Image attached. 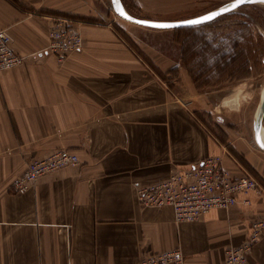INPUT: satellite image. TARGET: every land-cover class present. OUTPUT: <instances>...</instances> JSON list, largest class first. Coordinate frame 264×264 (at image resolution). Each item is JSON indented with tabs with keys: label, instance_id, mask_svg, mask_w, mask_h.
<instances>
[{
	"label": "crops",
	"instance_id": "0c3cea01",
	"mask_svg": "<svg viewBox=\"0 0 264 264\" xmlns=\"http://www.w3.org/2000/svg\"><path fill=\"white\" fill-rule=\"evenodd\" d=\"M89 18L95 13L80 12L79 0H0V29L28 57L0 73V264H141L173 251L184 264H226V249L242 245L252 223L264 221V159L252 143L257 108L247 105L248 113L255 110L252 122L218 124L223 137L203 116L206 94L186 78L180 88L171 85L158 61ZM59 19L84 41L65 59L46 50ZM173 62L166 58L162 70ZM220 103L214 119L222 116ZM61 149L80 163L17 194L14 184L28 164ZM217 156L233 177L252 175L261 190L190 223L176 224L171 207L139 205L140 189ZM247 259L264 264V231Z\"/></svg>",
	"mask_w": 264,
	"mask_h": 264
},
{
	"label": "rangeland",
	"instance_id": "374dc122",
	"mask_svg": "<svg viewBox=\"0 0 264 264\" xmlns=\"http://www.w3.org/2000/svg\"><path fill=\"white\" fill-rule=\"evenodd\" d=\"M230 1L122 0L132 15L159 21L195 17ZM86 9L95 13V18H89L94 23H108L120 30L140 56L158 61L160 76L171 85L177 86L186 78L196 87L194 92L206 94L211 114L203 116L211 129L226 137L218 124L226 127L231 120L252 122L248 114L254 115L264 92V4L242 6L206 25L164 31L125 21L114 12L111 0H79V11ZM166 58L174 61L169 71L162 70ZM220 98L223 101L217 110L222 116L214 119L213 104ZM251 103L255 110L248 113ZM255 151L264 159L263 151Z\"/></svg>",
	"mask_w": 264,
	"mask_h": 264
},
{
	"label": "built area",
	"instance_id": "2783aa9c",
	"mask_svg": "<svg viewBox=\"0 0 264 264\" xmlns=\"http://www.w3.org/2000/svg\"><path fill=\"white\" fill-rule=\"evenodd\" d=\"M47 52L65 59L83 48V38L67 20L59 19L49 33ZM28 57L13 46L9 32L0 29V73L23 65ZM77 154L61 149L53 155L33 160L26 172L14 184L17 194L30 191L38 179L62 168L77 166ZM261 190L251 176L235 178L225 167L220 156L210 157L199 167L179 171L167 181L139 190L138 203L142 208L171 207L176 224L200 221L213 209L229 210L238 202L240 194ZM264 231V221L256 220L251 225L247 240L240 246H231L225 251L226 264H248L250 254ZM180 251L166 252L145 257L141 264H184Z\"/></svg>",
	"mask_w": 264,
	"mask_h": 264
},
{
	"label": "water",
	"instance_id": "95a60500",
	"mask_svg": "<svg viewBox=\"0 0 264 264\" xmlns=\"http://www.w3.org/2000/svg\"><path fill=\"white\" fill-rule=\"evenodd\" d=\"M112 7L114 12L124 19L127 22H130L135 25H139L142 27H147L153 30H171V29H181V28H190L197 27L209 24L218 18L229 14L242 6L250 5V4H264L261 0H244L243 3L240 0H232L227 4L220 6L210 12L187 18L182 20H173V21H159V20H151L139 18L132 15L123 4L122 0H111ZM191 21H200L198 24H192ZM155 25H170L168 28H160L155 27ZM222 98H220L221 100ZM220 100L218 103H220ZM217 103V104H218ZM253 145L264 152V92L261 97L260 103L257 107L254 120H253Z\"/></svg>",
	"mask_w": 264,
	"mask_h": 264
},
{
	"label": "snow or ice",
	"instance_id": "6c2138e0",
	"mask_svg": "<svg viewBox=\"0 0 264 264\" xmlns=\"http://www.w3.org/2000/svg\"><path fill=\"white\" fill-rule=\"evenodd\" d=\"M241 3L244 2V0H240ZM261 2H264V0H261ZM192 24H198L200 21H191ZM155 27H160V28H168L171 27L170 25H155Z\"/></svg>",
	"mask_w": 264,
	"mask_h": 264
},
{
	"label": "bare ground",
	"instance_id": "6f19581e",
	"mask_svg": "<svg viewBox=\"0 0 264 264\" xmlns=\"http://www.w3.org/2000/svg\"><path fill=\"white\" fill-rule=\"evenodd\" d=\"M231 102V101H230ZM233 105V104H232ZM231 107H233V106H231Z\"/></svg>",
	"mask_w": 264,
	"mask_h": 264
},
{
	"label": "trees",
	"instance_id": "16d2710c",
	"mask_svg": "<svg viewBox=\"0 0 264 264\" xmlns=\"http://www.w3.org/2000/svg\"><path fill=\"white\" fill-rule=\"evenodd\" d=\"M120 31V30H119ZM121 32V31H120Z\"/></svg>",
	"mask_w": 264,
	"mask_h": 264
}]
</instances>
